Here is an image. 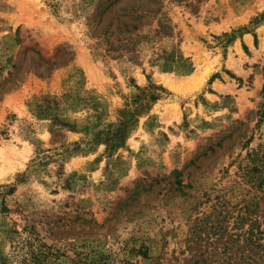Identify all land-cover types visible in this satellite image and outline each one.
<instances>
[{
	"label": "rangeland",
	"instance_id": "obj_1",
	"mask_svg": "<svg viewBox=\"0 0 264 264\" xmlns=\"http://www.w3.org/2000/svg\"><path fill=\"white\" fill-rule=\"evenodd\" d=\"M37 242L264 264V0H0V264Z\"/></svg>",
	"mask_w": 264,
	"mask_h": 264
},
{
	"label": "trees",
	"instance_id": "obj_2",
	"mask_svg": "<svg viewBox=\"0 0 264 264\" xmlns=\"http://www.w3.org/2000/svg\"><path fill=\"white\" fill-rule=\"evenodd\" d=\"M140 252V251H138ZM143 257H146L144 252H141ZM66 264H119L110 254L90 255L82 253H74L72 256L60 254L43 243L37 242L30 244L29 250L23 255L21 264H58L59 262ZM126 262V261H123ZM127 264V263H124Z\"/></svg>",
	"mask_w": 264,
	"mask_h": 264
}]
</instances>
